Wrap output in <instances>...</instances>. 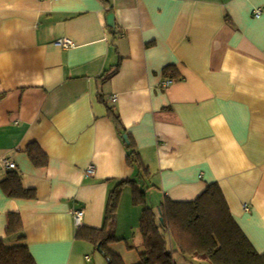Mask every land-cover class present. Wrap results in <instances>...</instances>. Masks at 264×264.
Here are the masks:
<instances>
[{"label": "crops", "instance_id": "obj_1", "mask_svg": "<svg viewBox=\"0 0 264 264\" xmlns=\"http://www.w3.org/2000/svg\"><path fill=\"white\" fill-rule=\"evenodd\" d=\"M168 65L181 79L164 87ZM124 134L150 169L143 180ZM34 144L46 166L31 160ZM4 160L37 196L10 198L0 186V237L7 214L20 213L37 264H101L77 238L74 211L103 227L110 191L134 177L159 201L194 200L217 182L264 253V0H0V181L11 170ZM141 207H127L132 227ZM121 242L110 246L125 261Z\"/></svg>", "mask_w": 264, "mask_h": 264}, {"label": "trees", "instance_id": "obj_2", "mask_svg": "<svg viewBox=\"0 0 264 264\" xmlns=\"http://www.w3.org/2000/svg\"><path fill=\"white\" fill-rule=\"evenodd\" d=\"M121 62L107 72L111 77L118 72ZM163 75L168 81L181 79L174 65L164 67ZM111 117L122 136L124 127L120 114L109 107ZM126 143L127 163L150 176L140 152L129 134ZM28 154L38 167L48 164L49 157L37 144L28 148ZM3 192L10 198L35 199L36 190L26 188L22 175L11 169L0 181ZM132 188V200L142 205L139 223L142 250L136 264H180L178 254L189 264L204 260L213 264H264V253H259L234 219L222 188L217 182L210 183L194 200L176 201L165 198L156 210L147 203V191L134 178L121 179L110 191L106 205L105 224L101 228L80 225L77 238L92 243L100 250L108 264H126L122 255L111 244L122 240L115 233L118 210L123 189ZM7 238L15 239L8 243ZM100 244V248L98 245ZM139 245V246H140ZM136 249L138 246H131ZM0 264H37L24 233L22 216L18 212L7 214L6 237H0Z\"/></svg>", "mask_w": 264, "mask_h": 264}, {"label": "rangeland", "instance_id": "obj_3", "mask_svg": "<svg viewBox=\"0 0 264 264\" xmlns=\"http://www.w3.org/2000/svg\"><path fill=\"white\" fill-rule=\"evenodd\" d=\"M135 178V177H134ZM137 178V177H136ZM139 178V177H138ZM137 178V179H138ZM140 179L143 180L144 177L143 175L140 176ZM146 190L148 188H145ZM127 191H129V204L126 206V204L122 205V220L120 221V225L122 226L120 231H117L118 235H125L124 233H126L125 237L126 239H122V242L119 243L116 247L117 248H121L123 251V256L125 258V262L127 264H132V262L134 261H138L139 260V252L142 250V246H138L139 242L141 240V234L138 228L139 222H137V226H131L132 222L128 221L125 216L130 215V211L127 213V207L130 206H136L139 208V210L141 211V206L142 205H136L133 203L132 200V189L131 187H127L126 189ZM125 191V198H126V192ZM122 197V196H121ZM132 200V201H131ZM162 200L159 201L158 198L156 197L155 193H152L151 191H148V195H147V203L150 206H154L156 207V210L159 209V205L161 204ZM118 219V218H117ZM118 223V220H117ZM125 231V232H124ZM129 243L130 245H137L138 247L136 249H130L129 247H127L125 244ZM89 248H91L88 252V254L91 256V258L94 260L96 259L98 262H100L101 264H108L106 259L104 258V256L102 255V253L100 252V250L98 248H96L92 243H87ZM177 259L180 260V264H189L188 262H186L184 259H182L178 254L176 255ZM200 264H213V262L208 261V260H204L202 261Z\"/></svg>", "mask_w": 264, "mask_h": 264}, {"label": "built area", "instance_id": "obj_4", "mask_svg": "<svg viewBox=\"0 0 264 264\" xmlns=\"http://www.w3.org/2000/svg\"><path fill=\"white\" fill-rule=\"evenodd\" d=\"M262 13V9L261 8H257L254 12L255 16H260V14ZM56 44L59 45V46H62L64 48H68L72 45H74V42L69 39V38H61V39H58L56 41ZM171 83V81H166L163 83L164 87L165 86H168L169 84ZM111 100L112 101H116L117 100V95H112L111 96ZM4 163L6 164V166L10 169H16L17 168V165L15 162H12V161H9V160H4ZM89 172L90 173H94L95 172V169H94V166H91L89 168ZM83 218H84V210L79 208V209H76L74 211V219H75V223L77 226H80L82 225V222H83Z\"/></svg>", "mask_w": 264, "mask_h": 264}, {"label": "water", "instance_id": "obj_5", "mask_svg": "<svg viewBox=\"0 0 264 264\" xmlns=\"http://www.w3.org/2000/svg\"><path fill=\"white\" fill-rule=\"evenodd\" d=\"M108 23H109V25L114 26V14L113 13L108 15ZM124 139L127 142V144L130 143L129 138H128V134H124ZM98 247L100 248V244L98 245Z\"/></svg>", "mask_w": 264, "mask_h": 264}]
</instances>
